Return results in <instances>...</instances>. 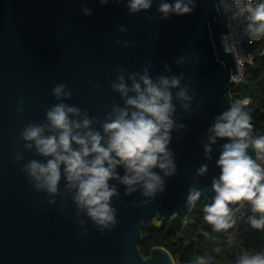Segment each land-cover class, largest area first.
<instances>
[{
	"label": "water",
	"instance_id": "1",
	"mask_svg": "<svg viewBox=\"0 0 264 264\" xmlns=\"http://www.w3.org/2000/svg\"><path fill=\"white\" fill-rule=\"evenodd\" d=\"M195 2L191 14L161 20L160 0L136 14L128 13L127 0H0V264H175L164 248L152 249L147 258L141 254L144 225L153 217L174 221L190 215L201 201L211 203V182L220 173L216 161L227 141L212 146L211 161L205 159L201 141L214 117L234 103L232 77L239 75L234 52L222 40L230 33L223 0ZM82 5L92 10L91 16L83 14ZM120 26L126 31L120 32ZM181 56L185 62L178 67L175 61ZM149 65L153 77L182 73V84L190 88L189 95L195 94L189 110L177 104L174 116L177 124L186 125L173 130L169 146L176 174L165 178V191L155 198L140 191L125 195L124 186L110 181L119 192L111 202L117 224L101 232L87 216L77 215L63 179L55 204L34 189L22 168L43 158L24 148L20 132L29 123H42L46 111L60 102L52 95L60 83L72 92L64 103L103 120L113 103L123 106L111 88L117 69L142 73ZM17 153L23 160H15ZM249 154L255 159L251 149ZM202 164L209 171L197 177ZM193 185L203 195L189 208L186 198ZM222 261L231 264L227 257Z\"/></svg>",
	"mask_w": 264,
	"mask_h": 264
},
{
	"label": "clouds",
	"instance_id": "2",
	"mask_svg": "<svg viewBox=\"0 0 264 264\" xmlns=\"http://www.w3.org/2000/svg\"><path fill=\"white\" fill-rule=\"evenodd\" d=\"M99 2L107 4L109 0ZM153 2L127 0L125 6L129 14H136L151 9ZM196 6L195 0H160L157 10L160 19L167 20L171 15L191 14ZM233 6L237 9L233 16L248 13L247 32L264 35V2L254 7L249 2L241 8L239 0H234ZM224 7L227 10L229 6ZM81 10L85 16L92 15L86 6L82 5ZM119 31L123 33L126 29L120 26ZM123 43L129 45L128 41ZM184 62V56L175 61L178 67ZM149 68L150 65L142 73H127L123 67L117 69L111 88L119 94L123 106L113 103L103 120L64 103L72 98V92L60 83L52 89V95L60 102L46 111L42 123H29L20 132L24 148L34 149L43 158L29 160L22 168L34 189L45 192L50 197L48 203L55 204L54 197L60 195L63 179V191L71 195L77 215L87 216L101 232L110 231L117 224V209L111 202L119 197V192L110 181L124 186L125 195L140 191L143 197L155 198L165 191V178L176 174L177 164L169 146L173 130H183L186 125L177 124L174 116L177 104L184 111L189 110L195 94L189 95L190 88L182 84L185 79L182 73L153 77ZM164 69L172 72L167 63ZM18 103L22 105L24 101ZM18 111L22 112L23 108ZM94 124H99V128ZM219 140L227 142L222 144L216 161L220 173L212 179L214 196L203 209V219L214 232L227 231L236 224L235 214L249 205L253 213L259 214L258 218L250 216L249 223L264 230V135H254L252 117L239 102L216 115L208 127L206 140L201 141L206 160H212V146ZM250 149L255 159L249 154ZM15 160H23V155L17 153ZM119 169H123V175ZM208 171V165L202 164L196 175L202 177ZM202 195L200 189L191 186L186 207H193ZM64 207L66 204L61 211ZM79 223L84 225L83 220ZM209 259L198 256L195 264H209ZM236 264H264V251H243Z\"/></svg>",
	"mask_w": 264,
	"mask_h": 264
},
{
	"label": "trees",
	"instance_id": "3",
	"mask_svg": "<svg viewBox=\"0 0 264 264\" xmlns=\"http://www.w3.org/2000/svg\"><path fill=\"white\" fill-rule=\"evenodd\" d=\"M264 2V0H261ZM264 44L245 47L254 56V63L246 67L245 83L233 88V102L250 99L252 105L244 108L252 117L253 133L264 135ZM207 203H198L190 215L181 216L174 221H160L153 217L145 223L142 234L144 241L141 254L147 258L152 249L164 248L179 264H195L198 256L209 259V264L223 263V257L232 263L230 251L224 244V233L214 232L204 219L203 209ZM207 232L208 236L204 233ZM243 237L249 249L264 251V230L250 225L244 227Z\"/></svg>",
	"mask_w": 264,
	"mask_h": 264
},
{
	"label": "built area",
	"instance_id": "4",
	"mask_svg": "<svg viewBox=\"0 0 264 264\" xmlns=\"http://www.w3.org/2000/svg\"><path fill=\"white\" fill-rule=\"evenodd\" d=\"M251 3L253 7L259 3L261 0H239V6L241 8L245 7L248 3ZM224 5H228L227 17L229 21L230 33L223 36V44L228 52H234L236 65L238 68L239 75L232 77V83L235 86L243 85L245 83V72L246 67L253 65L254 56L251 53L245 51V47L252 46L255 44H264V35H253L246 31L247 12L243 16H233V12L237 11L234 7V0H223ZM261 56H264V49L262 50ZM243 108L252 105L250 99H244L238 101ZM257 216L259 214L253 213L249 205H245L240 212L235 214L236 224L233 228L225 231L224 233V244L230 251V256L232 258L231 264H236L239 255L243 251H248L249 253L257 252L255 249H249L243 237L244 227L250 225L249 217ZM225 264V263H221Z\"/></svg>",
	"mask_w": 264,
	"mask_h": 264
},
{
	"label": "rangeland",
	"instance_id": "5",
	"mask_svg": "<svg viewBox=\"0 0 264 264\" xmlns=\"http://www.w3.org/2000/svg\"><path fill=\"white\" fill-rule=\"evenodd\" d=\"M174 261H175V264H179V262H178V260H177V259H174Z\"/></svg>",
	"mask_w": 264,
	"mask_h": 264
}]
</instances>
